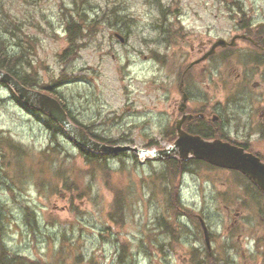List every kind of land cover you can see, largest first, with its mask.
<instances>
[{"label": "rangeland", "instance_id": "rangeland-1", "mask_svg": "<svg viewBox=\"0 0 264 264\" xmlns=\"http://www.w3.org/2000/svg\"><path fill=\"white\" fill-rule=\"evenodd\" d=\"M243 16L262 22L264 0H0V33L8 54L22 56L19 73L79 124L108 145L153 151L170 144L162 125L177 64L201 40H230ZM71 27L81 36L70 44ZM221 82L211 92L227 95ZM46 117L0 82L7 249L39 264H198L206 252L220 264H264V195L242 174L201 162L181 176L176 163L169 177L168 160L134 151L88 164Z\"/></svg>", "mask_w": 264, "mask_h": 264}, {"label": "flooded vegetation", "instance_id": "flooded-vegetation-1", "mask_svg": "<svg viewBox=\"0 0 264 264\" xmlns=\"http://www.w3.org/2000/svg\"><path fill=\"white\" fill-rule=\"evenodd\" d=\"M242 18L230 40H201L177 64V79L171 83L176 95L165 112L169 120L162 125L171 133L170 146L181 130L205 141L229 143L264 160L253 148L264 143V20L255 23L249 17ZM221 39L224 44L216 46ZM219 62L225 70L219 68ZM228 72L230 81L226 83ZM221 78L229 88L227 95L211 92L210 84L221 86ZM172 158L192 172L194 159Z\"/></svg>", "mask_w": 264, "mask_h": 264}, {"label": "water", "instance_id": "water-1", "mask_svg": "<svg viewBox=\"0 0 264 264\" xmlns=\"http://www.w3.org/2000/svg\"><path fill=\"white\" fill-rule=\"evenodd\" d=\"M219 44L224 43L221 40L216 45ZM0 81L8 84L27 106L44 112L54 121L58 122L69 137L85 149L101 153L141 151L138 148L129 146H111L97 142L82 127L71 121L67 111L54 97L25 87L16 78L2 70H0ZM144 152L157 159L169 158L175 154L179 155L183 160L194 157L198 160H206L211 165L219 168L238 170L247 175L264 192V163L258 157L228 143L220 141L206 142L200 138L189 136L180 130L179 138L173 146L158 151ZM202 227L205 233L206 244L210 249L209 231L204 221H202Z\"/></svg>", "mask_w": 264, "mask_h": 264}, {"label": "trees", "instance_id": "trees-1", "mask_svg": "<svg viewBox=\"0 0 264 264\" xmlns=\"http://www.w3.org/2000/svg\"><path fill=\"white\" fill-rule=\"evenodd\" d=\"M238 7H240V6L238 5ZM72 28L73 27L69 28L70 31H68L69 32L68 40H69L70 44L72 42H74V35L81 36L80 30H79L80 28H77L78 32L72 31L73 30ZM69 49H71V47H69ZM68 53H69V50L66 51V54H68ZM14 57L15 56H11L10 54H8V52L5 48L3 36L0 33V69L4 70V71L8 72L9 74H11L12 76H14L24 86H26L28 88L34 89V88L38 87L39 82L37 81L36 78L22 76L19 73L18 62H19V59L22 60V58H21L22 56H20V57L16 56L15 58ZM13 95L15 96L14 93H13ZM16 99L21 102V100H19L17 97H16ZM63 106L68 111V114H69V117L71 118V120L74 123L83 127L91 137H93L94 139L99 140L101 142H105V143L108 142L104 139H100L97 135L93 134L87 126L79 124L77 122V120L74 118V116L71 114V112L67 109L66 105L63 104ZM35 112H37V111H35ZM46 120H47L46 125H48L49 130H51L53 132V134L55 132H60V133L63 132L64 133L63 128L57 122L50 119L49 117H46ZM52 149H55V148H49L48 151H51ZM79 151H80L82 157L84 158L85 162L88 164H107L106 155L103 153H96V152L85 150L83 148H80ZM168 163L170 164L169 177H171L170 176L171 171H173V170L177 171L178 167H177V164L175 163V161L168 160ZM180 169H181L180 172H184L186 170L185 166H181ZM65 183L67 186V181ZM114 203L117 206L122 205V199H121L120 195H115ZM27 215H28V217L29 216L32 217V223L33 222L36 223L35 215H34V212L32 210L28 211ZM122 259H123V256L120 257L121 261H122ZM203 259L204 260L202 262H198V264H220L217 256H214L213 253H210V252H206L204 254ZM0 264H39V263L35 262V261L25 257V256L17 254L10 249H7L6 246L3 244V242L0 240Z\"/></svg>", "mask_w": 264, "mask_h": 264}, {"label": "bare ground", "instance_id": "bare-ground-1", "mask_svg": "<svg viewBox=\"0 0 264 264\" xmlns=\"http://www.w3.org/2000/svg\"><path fill=\"white\" fill-rule=\"evenodd\" d=\"M142 158H144V157H148L149 155H147V154H145V153H143V152H141L140 154H139Z\"/></svg>", "mask_w": 264, "mask_h": 264}]
</instances>
